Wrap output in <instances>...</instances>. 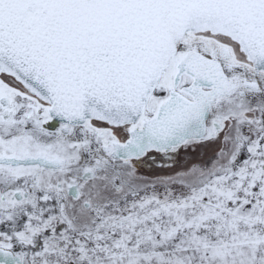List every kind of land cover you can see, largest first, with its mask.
<instances>
[{
	"label": "snow or ice",
	"instance_id": "snow-or-ice-1",
	"mask_svg": "<svg viewBox=\"0 0 264 264\" xmlns=\"http://www.w3.org/2000/svg\"><path fill=\"white\" fill-rule=\"evenodd\" d=\"M0 264H264V0H0Z\"/></svg>",
	"mask_w": 264,
	"mask_h": 264
},
{
	"label": "rangeland",
	"instance_id": "rangeland-1",
	"mask_svg": "<svg viewBox=\"0 0 264 264\" xmlns=\"http://www.w3.org/2000/svg\"><path fill=\"white\" fill-rule=\"evenodd\" d=\"M145 171H147V169H145Z\"/></svg>",
	"mask_w": 264,
	"mask_h": 264
}]
</instances>
